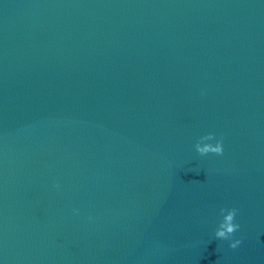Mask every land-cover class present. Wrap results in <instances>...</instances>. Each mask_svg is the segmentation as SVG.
Returning a JSON list of instances; mask_svg holds the SVG:
<instances>
[{"label":"water","instance_id":"95a60500","mask_svg":"<svg viewBox=\"0 0 264 264\" xmlns=\"http://www.w3.org/2000/svg\"><path fill=\"white\" fill-rule=\"evenodd\" d=\"M0 264H264V0H0Z\"/></svg>","mask_w":264,"mask_h":264},{"label":"clouds","instance_id":"9594fccd","mask_svg":"<svg viewBox=\"0 0 264 264\" xmlns=\"http://www.w3.org/2000/svg\"><path fill=\"white\" fill-rule=\"evenodd\" d=\"M214 139L213 133H208L204 136H201L199 140L194 144L195 151L200 154L201 156L206 154H216L221 155L223 152L222 149V140H216V143L213 144H205L201 146L202 141H211ZM236 208H221L220 213L222 219L220 220L214 236L219 240L229 241V247L235 249L241 241L239 239H232L233 233L239 230L240 225L235 222V217L237 215Z\"/></svg>","mask_w":264,"mask_h":264}]
</instances>
